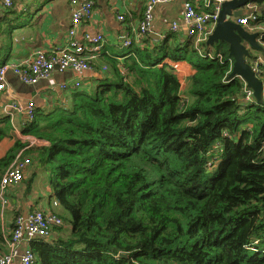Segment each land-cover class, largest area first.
Returning a JSON list of instances; mask_svg holds the SVG:
<instances>
[{
    "label": "trees",
    "instance_id": "obj_1",
    "mask_svg": "<svg viewBox=\"0 0 264 264\" xmlns=\"http://www.w3.org/2000/svg\"><path fill=\"white\" fill-rule=\"evenodd\" d=\"M250 3L264 26V0ZM135 42L103 57L95 87L35 109L24 133L47 145L18 139L0 155V184L22 152L31 163L19 185L28 193L46 173L54 212L70 224L31 242L34 264H264V97L247 100L245 82L227 79L226 42L172 31ZM181 61L195 70L192 100ZM2 212L0 195V254L11 232Z\"/></svg>",
    "mask_w": 264,
    "mask_h": 264
},
{
    "label": "crops",
    "instance_id": "obj_2",
    "mask_svg": "<svg viewBox=\"0 0 264 264\" xmlns=\"http://www.w3.org/2000/svg\"><path fill=\"white\" fill-rule=\"evenodd\" d=\"M91 1L94 2L93 12L90 17L82 18L73 37V41L81 42L85 34H103L105 36L100 55L92 62L91 69L83 72H76L71 69L63 72L54 71L51 76L41 79L33 85L25 84L14 71H8V87L0 93V127L3 126V118L8 116L11 134L0 142V155L18 139L31 141L37 143V145H47L46 142L37 141L34 136L24 133L26 124L29 122L25 112H15L13 116H10L4 111L5 105L16 101L20 105L26 106L32 101L36 109L41 108L50 111L53 106L65 102L66 93L75 88L76 82L81 83L79 88L91 89L95 87L99 79L109 70L103 63V57L112 53L119 54L118 51L121 49L123 39L130 37L136 41L135 43H140L143 39V37L137 38L135 31L144 16L147 0ZM185 1L187 0H169L156 5L153 26L150 31L151 34L155 35V37L152 36L154 39H162L170 31V25L174 21L180 25L177 33L188 37L187 26L183 20ZM190 1L199 11H206V8H208L205 5L206 0ZM79 6H81V3H79ZM71 7V0H14L13 9L17 12L7 13L8 9L0 0V64L3 62L15 64L22 62L37 49L50 51L66 46L70 41L69 31L72 28ZM245 8L247 9V6ZM250 10L252 8L248 11ZM119 15H123L124 19L120 20ZM250 31L260 32V30ZM262 45H264L263 42ZM176 65L177 72L183 82V95L192 100L187 90L191 85L189 77L195 70L184 61L178 62ZM25 189L22 194H20V190L17 196L9 197L8 192L10 189L7 192V197L10 198L9 203L5 206L7 209L4 208L1 215L5 233L12 230L16 218L13 213L15 208L13 203H16L18 214H26L35 206H43L53 211H56L55 207H58L52 201L50 202L49 195L42 194V197H40L38 193V195L34 194L37 197H31L30 194H33L35 189L28 193L24 192ZM25 236L26 241L22 243V247L28 243L31 245L32 242V239L31 242L28 241V235ZM16 264L20 263L17 261Z\"/></svg>",
    "mask_w": 264,
    "mask_h": 264
},
{
    "label": "built area",
    "instance_id": "obj_3",
    "mask_svg": "<svg viewBox=\"0 0 264 264\" xmlns=\"http://www.w3.org/2000/svg\"><path fill=\"white\" fill-rule=\"evenodd\" d=\"M1 1L5 8H11L14 5V0ZM167 1L169 0H147L144 16L135 31L137 38L149 35L153 26L156 5ZM224 1L226 0H206L205 5L208 7L206 11H199L190 0L185 1L183 20L187 26V36L194 38L196 44L207 41L208 36L217 24L218 15ZM79 3H81V6H79ZM71 6L72 28L69 31L70 41L68 44L50 51L37 49L22 62L16 64L1 63L0 93L8 87L7 74L9 70L14 71L25 84L33 85L37 84L41 79L48 78L54 71L63 72L71 69L76 72H83L91 69L92 62L100 55L105 36L103 34H85L81 42L73 41L82 18L91 16L94 2L91 0H71ZM246 6L245 14L237 18L236 21L247 28L251 27L252 30H260V37H262L261 31L264 33V26L255 23L258 20L257 9L248 11L251 9V5L248 4ZM119 19L123 20L124 16L119 15ZM179 28L180 25L176 21L170 25V31L172 32L177 33ZM132 41V38L127 37L123 39V44L124 46H130ZM250 62L258 76L261 73L260 65L262 64L260 57H253L250 59ZM80 86L81 83L76 82L74 89ZM252 96H254L253 91L248 89L245 84L246 99L250 100ZM35 109V104L32 101L26 104V106L12 101L4 107L5 113L10 116H13L15 112H25L29 121L34 118ZM30 163V158L23 157L22 152H20L3 175L0 184L1 205L3 209L9 203L7 197L8 188L19 184L25 177ZM53 203L55 206H58L57 201L54 200ZM61 225H63V220L53 210L44 208L43 206H35L26 214H18L14 220V226L10 235L7 237V250L0 254V264H16L17 261L20 264H34L35 254L32 251L30 243L22 247V243L26 241L25 235H28V241L31 239V241L34 239L49 240L53 237L54 228Z\"/></svg>",
    "mask_w": 264,
    "mask_h": 264
},
{
    "label": "water",
    "instance_id": "obj_4",
    "mask_svg": "<svg viewBox=\"0 0 264 264\" xmlns=\"http://www.w3.org/2000/svg\"><path fill=\"white\" fill-rule=\"evenodd\" d=\"M249 3L250 0L224 1L218 15L217 24L208 36L206 43L211 46L218 41L228 44L233 64L227 79L240 77L245 82L246 87L253 91L257 102H262L264 97V82L257 76L250 62V59L256 56L251 53V48L264 51L260 32H252L236 21L237 18L245 14V6ZM150 35L155 37L151 33ZM120 256L127 257L123 253H120Z\"/></svg>",
    "mask_w": 264,
    "mask_h": 264
},
{
    "label": "rangeland",
    "instance_id": "obj_5",
    "mask_svg": "<svg viewBox=\"0 0 264 264\" xmlns=\"http://www.w3.org/2000/svg\"><path fill=\"white\" fill-rule=\"evenodd\" d=\"M250 5H251L252 9H257V6L255 4H250ZM13 7H14V5H13ZM13 7H11V8H13ZM249 29L252 30L251 27H249ZM251 53H253V55H257V57H259L258 55H260L261 56L260 57L261 63H264V52L263 51H259V50H256L254 48H251ZM263 67H264V64H263ZM2 153H4V152H1V154ZM30 172H31V170H30ZM30 172H28L27 177L30 176ZM48 178L49 177L47 176L46 173H44L42 171L38 172V175H37V177H36V179L34 181V186H33V189H35V191H34L33 194H30L31 197H37L38 193H39L40 197H42V194H44L45 196L49 195ZM9 189H10V191H9ZM16 189H20L21 190L20 194H22L23 190L25 189V187L23 186V183H22V185L21 184L20 185L17 184L15 186H13V188L9 187L8 190H7V192L9 191L8 192V196L9 197L14 196V195L17 196L18 193H17ZM24 192H26V191H24ZM34 194H37V195H34ZM32 199H34V198H32ZM55 210L59 211V210H61V208L60 207H55ZM66 224H67V226H66ZM62 227H63L65 233H69L70 230H71L70 224L68 222H64ZM6 233L8 234V231H6Z\"/></svg>",
    "mask_w": 264,
    "mask_h": 264
},
{
    "label": "clouds",
    "instance_id": "obj_6",
    "mask_svg": "<svg viewBox=\"0 0 264 264\" xmlns=\"http://www.w3.org/2000/svg\"><path fill=\"white\" fill-rule=\"evenodd\" d=\"M257 56V55H256Z\"/></svg>",
    "mask_w": 264,
    "mask_h": 264
}]
</instances>
